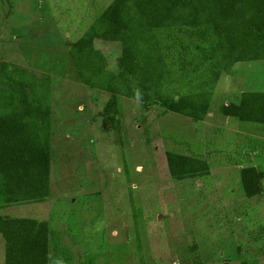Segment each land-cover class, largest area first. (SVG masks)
Returning <instances> with one entry per match:
<instances>
[{
  "label": "rangeland",
  "instance_id": "374dc122",
  "mask_svg": "<svg viewBox=\"0 0 264 264\" xmlns=\"http://www.w3.org/2000/svg\"><path fill=\"white\" fill-rule=\"evenodd\" d=\"M112 1L0 0V62L53 77L51 194L0 215L48 221L64 241L52 253L58 264H264V125L220 113L242 91L264 90V60L222 75L202 121L158 107L145 113L120 97L121 136L106 131L98 113L108 94L76 80L65 45ZM95 47L112 68L120 43ZM166 152L197 155L209 173L173 179ZM249 166L263 179L247 198L240 169ZM4 250L0 236V264Z\"/></svg>",
  "mask_w": 264,
  "mask_h": 264
},
{
  "label": "trees",
  "instance_id": "16d2710c",
  "mask_svg": "<svg viewBox=\"0 0 264 264\" xmlns=\"http://www.w3.org/2000/svg\"><path fill=\"white\" fill-rule=\"evenodd\" d=\"M96 41L120 43L112 68ZM65 50L76 80L108 94L98 113L106 131L121 136L120 97L145 113L158 107L202 121L222 75H231L236 64L264 60V0H113ZM52 91L50 74L0 62V209L51 194ZM220 113L264 125V90L242 91ZM165 158L173 179L209 173L197 155L166 152ZM262 179L258 167L241 168L243 195L260 194ZM0 236L3 264H58L52 253L64 241L46 220L0 215Z\"/></svg>",
  "mask_w": 264,
  "mask_h": 264
},
{
  "label": "water",
  "instance_id": "95a60500",
  "mask_svg": "<svg viewBox=\"0 0 264 264\" xmlns=\"http://www.w3.org/2000/svg\"><path fill=\"white\" fill-rule=\"evenodd\" d=\"M177 98V97H176Z\"/></svg>",
  "mask_w": 264,
  "mask_h": 264
}]
</instances>
